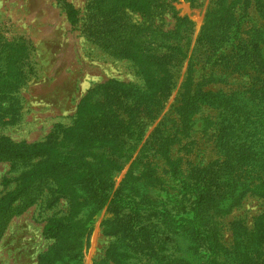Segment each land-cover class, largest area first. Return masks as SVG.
<instances>
[{
    "label": "trees",
    "instance_id": "16d2710c",
    "mask_svg": "<svg viewBox=\"0 0 264 264\" xmlns=\"http://www.w3.org/2000/svg\"><path fill=\"white\" fill-rule=\"evenodd\" d=\"M173 1L89 0V34L111 56L131 62L142 82L110 79L95 85L81 99L72 124L55 125L42 140L28 143L0 135V162H10L19 172L3 179L5 186L15 182V188L0 195V235L29 206L41 201L53 208L63 198L68 206L47 221L43 234L56 239L72 237L76 225L89 229L94 213L111 198L113 178L136 149L128 139L147 119H156L163 107L160 101L174 91L188 57L189 42L181 46L177 34L185 21L177 16ZM65 8L70 23L76 24L78 10L71 4ZM135 14L140 20L132 19ZM165 14L175 19L172 29L165 28ZM205 21L179 92L181 102L174 107L180 117L169 128L164 121L158 125L162 134L148 150L146 162L147 170L153 169L146 188L161 178L155 172L164 166V172L179 180V193L151 198L149 189L131 191L121 206L126 210L116 203L103 234L133 242L146 233L156 253L161 252L160 243L161 250L178 252L172 254V264H206L209 257L207 264H256L251 254H264V0H210ZM198 64L211 74L205 84L235 86L230 91L205 89L193 80L199 68L192 66ZM1 92L0 124L13 123L20 114V98ZM115 96L122 97L117 107ZM215 103L222 109L212 133L216 156L182 165L172 155L173 144L183 140L177 129H190L189 117ZM143 175L142 169L134 173L140 180ZM249 196L260 200L261 211L250 219L238 215L225 220ZM116 200L112 197L109 203ZM227 230L230 240L225 239ZM128 253L133 256L136 250ZM152 253L143 254L140 263L126 264H158L159 254Z\"/></svg>",
    "mask_w": 264,
    "mask_h": 264
},
{
    "label": "rangeland",
    "instance_id": "374dc122",
    "mask_svg": "<svg viewBox=\"0 0 264 264\" xmlns=\"http://www.w3.org/2000/svg\"><path fill=\"white\" fill-rule=\"evenodd\" d=\"M88 3L89 0H0V89L1 93L18 96L21 102L18 120L0 124V135L28 143L42 140L55 125L72 124L81 99L95 85L110 79L141 84L137 68L131 62L111 56L89 34L91 14ZM209 3L210 0H201L199 4H192L191 0H175L172 3L177 16L185 21L182 24L184 30L177 34L182 39L181 46L189 42L188 57L180 66L174 91L160 101L163 107L156 119H147V123L141 125L138 132H134L128 139V143L133 144L136 149L113 178L114 186L110 197L117 200L111 204V198L108 199L94 213L89 229L76 225L75 235L72 234L71 237L66 234L68 236H58L56 239L43 234L44 225L51 217L62 215L68 202L63 198L53 208L41 204V201L29 206L21 215L11 219L0 235V264H97L100 259L102 261L99 264H126L128 261L140 263L145 257L143 254L148 251L159 254L155 255L158 264L175 262L172 254L178 252L169 247L161 250L163 245L160 243L161 252L156 253L154 242L148 234L143 233L144 238L138 236L136 240L129 242L125 237L119 239L103 234V224L114 217L113 209L117 202H120V207L127 204L131 191H143L148 185V179L153 172V169L147 170L148 150L150 151L151 145L162 134V130L157 128L158 125L164 121L165 128H169L180 117L174 107L181 102L179 92L188 75L189 59L198 46L206 24ZM66 4H71L78 10L76 24H71L68 20ZM139 17L135 14L132 19L140 20ZM163 17L166 21L165 28L172 29L175 19L171 14ZM140 37L136 36L135 41ZM140 40L139 44L142 45L144 40ZM196 55L199 56V51H196ZM202 65L192 66L199 68V71L192 73L194 82L207 90L221 88L230 91L235 86L236 82L205 84L210 80L211 74L208 68L206 74V69L201 68ZM121 98L114 97V106L117 107ZM221 110L218 103L207 104L189 117L190 129L185 132L177 129L178 136L183 140L173 144L172 155L178 157L182 165L188 166L190 162L201 160L206 162L216 156L213 146L215 137L212 133ZM162 167L158 166L155 172L161 178L145 189H149L151 198L171 197L179 193V180L174 179L170 171L164 172ZM141 169L146 174L142 180L134 176ZM17 174L19 172L11 169L10 162H0V195L15 188V182L5 186L3 179H11ZM225 185L231 189L229 184ZM260 204L258 198L249 196L244 205L234 210L225 220L238 215H245L250 219L261 211ZM121 209L126 210L124 207ZM127 221L123 220L125 223ZM231 237V232L227 230L225 239L230 240ZM128 247L136 250V254L127 256L128 251H131ZM251 255L256 256V264H264V254L255 252ZM183 257L185 256L181 260ZM206 260L207 264L212 257Z\"/></svg>",
    "mask_w": 264,
    "mask_h": 264
}]
</instances>
